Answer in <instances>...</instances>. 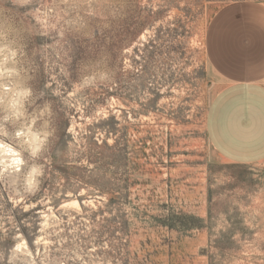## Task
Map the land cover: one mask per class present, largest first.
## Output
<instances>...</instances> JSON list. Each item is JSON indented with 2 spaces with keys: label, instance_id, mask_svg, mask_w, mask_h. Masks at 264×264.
Instances as JSON below:
<instances>
[{
  "label": "rangeland",
  "instance_id": "obj_1",
  "mask_svg": "<svg viewBox=\"0 0 264 264\" xmlns=\"http://www.w3.org/2000/svg\"><path fill=\"white\" fill-rule=\"evenodd\" d=\"M236 1L0 0V264H264V161L207 131Z\"/></svg>",
  "mask_w": 264,
  "mask_h": 264
},
{
  "label": "crops",
  "instance_id": "obj_2",
  "mask_svg": "<svg viewBox=\"0 0 264 264\" xmlns=\"http://www.w3.org/2000/svg\"><path fill=\"white\" fill-rule=\"evenodd\" d=\"M206 50L227 81L208 111L210 141L228 161H264V2L221 8L210 22Z\"/></svg>",
  "mask_w": 264,
  "mask_h": 264
},
{
  "label": "clouds",
  "instance_id": "obj_3",
  "mask_svg": "<svg viewBox=\"0 0 264 264\" xmlns=\"http://www.w3.org/2000/svg\"><path fill=\"white\" fill-rule=\"evenodd\" d=\"M38 150H39V147H37L36 151H38ZM38 171H39L38 169L34 170V172L37 173V174H38ZM29 183H31V181H29Z\"/></svg>",
  "mask_w": 264,
  "mask_h": 264
}]
</instances>
